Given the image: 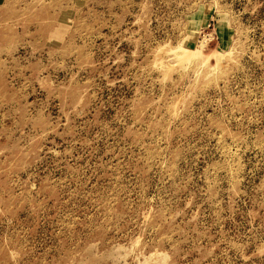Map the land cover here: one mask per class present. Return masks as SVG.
Returning <instances> with one entry per match:
<instances>
[{
    "label": "rangeland",
    "instance_id": "rangeland-1",
    "mask_svg": "<svg viewBox=\"0 0 264 264\" xmlns=\"http://www.w3.org/2000/svg\"><path fill=\"white\" fill-rule=\"evenodd\" d=\"M0 264H264V0H0Z\"/></svg>",
    "mask_w": 264,
    "mask_h": 264
},
{
    "label": "bare ground",
    "instance_id": "bare-ground-1",
    "mask_svg": "<svg viewBox=\"0 0 264 264\" xmlns=\"http://www.w3.org/2000/svg\"><path fill=\"white\" fill-rule=\"evenodd\" d=\"M185 38H186V37H185ZM181 42H182V40H181ZM180 47H181V48H180ZM184 47H185V48H184ZM178 48H179V49H184L185 52L188 50L187 47L184 46V45H182V44H180V42H179ZM178 48H177V49H178ZM181 51H182V50H181ZM183 52H184V51H183ZM185 52H184V53H185ZM170 54H175V57H177V55H178L177 50H176L175 48L172 49V51H170ZM170 54H169V55H170Z\"/></svg>",
    "mask_w": 264,
    "mask_h": 264
}]
</instances>
